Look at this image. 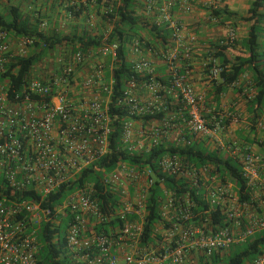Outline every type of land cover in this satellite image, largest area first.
Returning a JSON list of instances; mask_svg holds the SVG:
<instances>
[{"label": "built area", "instance_id": "built-area-1", "mask_svg": "<svg viewBox=\"0 0 264 264\" xmlns=\"http://www.w3.org/2000/svg\"><path fill=\"white\" fill-rule=\"evenodd\" d=\"M91 1L69 3L78 9ZM144 2L141 15L168 25L175 46L143 53L142 42L131 44L135 76L116 97L112 74L118 46L107 42L99 53H46L19 83L0 80V264H39L38 231L44 224L50 230L66 226L72 264L208 263L215 253L223 255L264 231L263 157L221 140L222 122L209 126L205 98L190 82L192 53L173 11L178 6L189 13L191 0ZM15 39L14 51L12 34L0 28V75L13 67L18 76L20 62L32 54V38ZM236 41L232 28L220 45ZM151 54L167 67L166 82ZM210 61V79L219 81L223 68ZM243 96L252 100L254 93ZM114 97L124 114L112 113ZM195 143L238 158L248 187L263 194L244 202L231 179L187 155L142 160L164 145L185 149ZM116 152L142 159L119 161L103 170L98 182L81 183L86 171ZM170 179L177 183L174 188ZM60 193L63 201L52 207ZM100 197L117 198V203L101 205ZM151 197L159 206L152 224ZM249 264H264V251Z\"/></svg>", "mask_w": 264, "mask_h": 264}, {"label": "trees", "instance_id": "trees-1", "mask_svg": "<svg viewBox=\"0 0 264 264\" xmlns=\"http://www.w3.org/2000/svg\"><path fill=\"white\" fill-rule=\"evenodd\" d=\"M99 2L100 4L106 3L108 8L112 6V13L108 12L107 15L109 21L113 22V29L105 38L94 37L86 32L80 37H78L77 34L69 37L54 32L52 37L47 38L46 32L40 31L38 24L32 25L30 17L24 13L20 7L10 6L7 12L0 11L1 29L9 31L15 37H34L36 39L35 47L42 50L40 53H32L28 59L20 62L21 69L18 72V76L13 73V67H11L5 74L0 75V80L4 81L9 79L12 82L19 83L26 75H28L33 67L41 63L42 57L47 51H55L57 46L64 42H68L70 46H73V53L77 52V46L78 50L88 53L89 50L99 49L105 42H107L108 44H116L118 46V59L112 74L115 81L116 97L119 92L124 90L127 81L135 76L132 64L129 62L130 45L138 40L143 43V48L146 51L153 50L151 41L145 40L142 37V31H147L152 37V41H160L162 44L168 46H170L168 39L171 33L168 25L162 27L157 26L156 24L147 21L141 14H139L136 11L135 0H120L119 4L112 3V1L109 0H100ZM66 8L68 14L77 19L84 14L85 10H87V8L83 6H79L78 9L73 6ZM242 20L250 24L247 39L241 43L237 40L234 44L225 46L220 45V41L212 47L214 53L211 54L209 60H216L219 66L223 68L220 79L223 82L222 86L235 85L247 72L252 74V90L248 92H253L254 98L252 100H248L246 97L244 98L249 104L250 111L254 114L252 123L258 125L259 119L264 112V59L260 55V40L264 30V0H254L251 9L248 12V16ZM239 46L242 47L241 51H238ZM212 66L213 62L210 61L208 65L209 73ZM160 80L166 82L167 78H162ZM244 93L245 90L242 89L241 94ZM115 97L113 98V104L111 105L112 113L124 114L120 109L115 107ZM117 125L119 126V123ZM118 134L119 132L116 130L115 135ZM167 153L187 155L188 158L197 165H213L216 171L221 174V177H228L234 182L236 188L239 190L240 197L244 202H252L254 197L263 194L261 191H253L248 187L247 182L243 177L242 164L238 158L232 157L226 151L217 148H209L204 143H195L191 147L185 149L175 148L171 145H164L153 154L145 156L143 159L137 155L116 152L110 157L100 161L95 167H93V169L86 171L80 181L81 183L92 181L98 182L102 176L103 170L108 171L113 169L115 165L122 160L137 162L142 159L146 163H151L154 159ZM176 184L175 180H168L169 187H173ZM26 197L27 196L25 195V198ZM63 197V193L56 195L52 199L54 203L52 207L61 203ZM98 200L101 205L105 206L108 204L113 206L117 203V198L113 197H100ZM150 203L151 216L149 221L152 224L157 218L159 206L156 197H151ZM253 203L255 206H261L259 201L257 202L254 200ZM65 227L63 226L56 230H50L46 224L40 227L38 231L40 249L37 254L39 264H72V259L67 254L64 243ZM150 229V225H148V236ZM56 235L60 236V238L57 239ZM56 241L57 243H55ZM263 251L264 231L249 238L245 243L233 246L223 255L215 253L208 263L200 260V264H249L260 256Z\"/></svg>", "mask_w": 264, "mask_h": 264}, {"label": "crops", "instance_id": "crops-1", "mask_svg": "<svg viewBox=\"0 0 264 264\" xmlns=\"http://www.w3.org/2000/svg\"><path fill=\"white\" fill-rule=\"evenodd\" d=\"M60 3L66 4V7H71L69 0H59ZM100 0H92L96 2L97 9L101 7ZM136 11L139 12L144 8V0H135ZM139 1V2H138ZM169 0H158V4H163ZM254 0H191L192 9L189 13L183 11L180 7H175L173 15L183 26L185 33V45L192 53V70L190 74V82L194 86L197 93L204 96V115L209 126L215 127L217 122H222L220 131L221 140L227 143L234 144L240 150H249L263 157L262 169L264 171V112L259 119V124L252 123L254 114L249 109V104L241 94V90H252V74L247 72L238 83L232 86H222V80L212 81L208 65L210 56L214 53L212 47L220 41L227 39L230 29H235L238 42H242L248 37V29L250 24L242 19L248 16V12L252 7ZM89 5V4H88ZM84 13H87L89 6ZM72 17V16H71ZM154 24V21H150ZM72 30L67 33V36L77 34L78 37L83 36L84 32L81 29L80 23L73 19L68 24ZM158 26V25H157ZM165 26L163 25H160ZM57 32V31H55ZM54 32H46L47 38L52 37ZM58 33V32H57ZM169 36L170 46L162 44L160 41H152L149 35V41L152 43V51L146 53H162L169 47H174L173 33L170 29ZM60 35H65L61 34ZM100 34V33H99ZM100 37V35H92ZM16 37L12 35V46L16 50ZM186 46V47H187ZM260 55L264 59V30L260 40ZM70 46L68 42L58 45L55 51H47V53H69ZM78 50V46L76 47ZM242 47H238L241 51ZM41 49L35 46L29 49V53H40ZM88 53H99V49H91ZM129 53H134L129 47ZM144 53V52H143ZM153 60L156 71L161 78H167L168 72L165 64L155 55H149ZM130 58V56H129ZM110 63V60H107ZM224 141V142H225ZM262 203L261 201H259Z\"/></svg>", "mask_w": 264, "mask_h": 264}, {"label": "rangeland", "instance_id": "rangeland-1", "mask_svg": "<svg viewBox=\"0 0 264 264\" xmlns=\"http://www.w3.org/2000/svg\"><path fill=\"white\" fill-rule=\"evenodd\" d=\"M60 2L61 1L59 0H0V11L7 12L10 6H18L30 17L31 24H38L39 29L42 32L57 31L58 33L66 35L70 30H72L68 24L73 19L80 23V27L83 32H86L90 35L98 34L100 37L105 38L112 31L113 22L109 21L108 15L106 14L108 11V6L106 3L97 9L94 7L96 6V2L91 1L88 5L90 10L87 13L82 14L81 17L77 19L71 17L67 12L66 4ZM138 7V13L141 14L143 10L141 9L140 5ZM43 23L46 24L45 27L42 26ZM141 35L145 40L150 39L147 31H142ZM32 39L34 41L33 46H35L36 39L34 37ZM68 51L69 53H73L71 47ZM143 52L146 53L144 50ZM44 66V64L41 65V67ZM34 72L36 76L40 75L37 69H34ZM223 141L225 140L223 139ZM224 143H226L227 146L234 145L232 141L230 143L225 141Z\"/></svg>", "mask_w": 264, "mask_h": 264}]
</instances>
